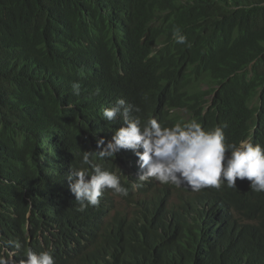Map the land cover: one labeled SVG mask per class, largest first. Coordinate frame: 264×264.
Instances as JSON below:
<instances>
[{
	"label": "trees",
	"instance_id": "trees-1",
	"mask_svg": "<svg viewBox=\"0 0 264 264\" xmlns=\"http://www.w3.org/2000/svg\"><path fill=\"white\" fill-rule=\"evenodd\" d=\"M121 98L142 120L227 125L226 144L264 146V0H0V241L20 243L14 259L51 248L55 264H264V192L247 179L164 184L112 215L103 193L77 210L67 175L88 167L85 151L120 177L121 198L152 187L121 172L131 150L96 155L123 123L102 116Z\"/></svg>",
	"mask_w": 264,
	"mask_h": 264
},
{
	"label": "clouds",
	"instance_id": "clouds-1",
	"mask_svg": "<svg viewBox=\"0 0 264 264\" xmlns=\"http://www.w3.org/2000/svg\"><path fill=\"white\" fill-rule=\"evenodd\" d=\"M173 38L179 44L187 43V37L178 26L173 29ZM219 86V83L213 84L214 90L207 96L210 102ZM207 87L205 83L200 84L202 90ZM80 88L79 82L74 83L73 94L80 95ZM254 101L255 99L251 103ZM140 112L139 106L128 104L123 98L102 112L105 120L114 121L119 115L123 123L107 143L103 137L97 139L96 146L99 150L96 155L99 159L115 158L121 150H131L138 160L129 161L125 169L131 170L135 177L121 170L125 178L133 177L142 183H151V186L155 181L161 187L164 184L176 187L187 185L192 191H200L206 187L219 189L225 184L228 188H236L237 179H247L252 191L264 192V146L253 144L250 137L240 140L238 144H226L223 129L227 125L205 129L199 121L191 119L169 127L155 117L142 120ZM91 157L92 152L85 151L82 165L88 167L70 168L67 175L69 187L66 189L75 196L79 204L77 210L83 212L89 206H99L100 197L104 193L110 194L114 203L109 215L116 210L120 213L127 212L119 210V202L124 200L130 206L131 195L121 198V195L128 194V189L121 184L120 177L115 172L94 163ZM134 187L137 190L135 184L132 187L133 193H137L135 200L140 199V195L151 194L160 188L135 192ZM26 232L29 233L28 222ZM20 248L17 241H0V264H55L54 250L51 248L40 252L29 248L17 262L14 256Z\"/></svg>",
	"mask_w": 264,
	"mask_h": 264
},
{
	"label": "rangeland",
	"instance_id": "rangeland-1",
	"mask_svg": "<svg viewBox=\"0 0 264 264\" xmlns=\"http://www.w3.org/2000/svg\"><path fill=\"white\" fill-rule=\"evenodd\" d=\"M123 171L125 173H127L128 175H131L133 177H135V174L131 171V170H128V169H123ZM161 187V184L158 182V181H155L154 185L152 187H150L148 190H154V189H157ZM134 191L136 192L137 190L135 189L134 187ZM137 198V193H132L131 196H130V199L131 200H135ZM130 208V206L128 205V203L124 200H120L119 202V210L121 212H124V211H128Z\"/></svg>",
	"mask_w": 264,
	"mask_h": 264
}]
</instances>
